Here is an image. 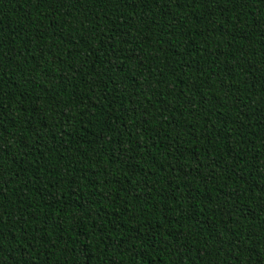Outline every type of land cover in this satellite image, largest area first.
Returning a JSON list of instances; mask_svg holds the SVG:
<instances>
[{
  "label": "trees",
  "instance_id": "1",
  "mask_svg": "<svg viewBox=\"0 0 264 264\" xmlns=\"http://www.w3.org/2000/svg\"><path fill=\"white\" fill-rule=\"evenodd\" d=\"M0 264H264V0H0Z\"/></svg>",
  "mask_w": 264,
  "mask_h": 264
}]
</instances>
